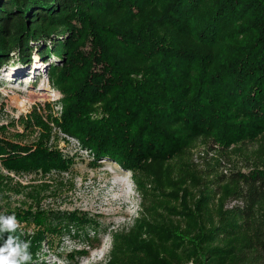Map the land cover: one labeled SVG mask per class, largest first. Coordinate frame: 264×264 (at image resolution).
<instances>
[{"label": "trees", "instance_id": "16d2710c", "mask_svg": "<svg viewBox=\"0 0 264 264\" xmlns=\"http://www.w3.org/2000/svg\"><path fill=\"white\" fill-rule=\"evenodd\" d=\"M114 6L121 23L107 18ZM80 31L95 47L77 60ZM35 49L61 53L49 74L66 93L62 129L132 170L143 194L145 214L116 234L107 264H264V168L223 155L264 132V0H0V67ZM201 137L223 157L202 170L187 158ZM2 154L18 170L73 161L43 142L0 139Z\"/></svg>", "mask_w": 264, "mask_h": 264}, {"label": "rangeland", "instance_id": "374dc122", "mask_svg": "<svg viewBox=\"0 0 264 264\" xmlns=\"http://www.w3.org/2000/svg\"><path fill=\"white\" fill-rule=\"evenodd\" d=\"M114 7L117 12L108 14L106 10L107 18L121 23L123 16L118 13L125 9ZM98 16L92 14V18ZM75 35L74 59L85 57L93 51L94 39L82 31ZM50 44L44 38L36 45L44 50ZM22 54L11 53L0 67V139L23 145L43 142L73 161L63 170H18L3 165L4 154L0 155V215L15 216L17 221L15 232L0 233V245L9 234L28 243V264H107L116 234L130 232L145 214L143 194L132 170L115 160L97 158L92 149L62 129L66 109L60 100L66 93L49 74L52 65L62 64L61 53L51 49L41 56L35 49L31 61ZM220 148L212 138L201 137L189 148L187 158L195 166V160L200 159L197 168L202 170L206 160L213 164L223 158ZM202 154L210 158L202 160ZM223 155L238 170L264 168V132L232 143ZM76 211L86 213L89 223L70 221L69 214ZM38 215L44 218L38 219Z\"/></svg>", "mask_w": 264, "mask_h": 264}, {"label": "clouds", "instance_id": "9594fccd", "mask_svg": "<svg viewBox=\"0 0 264 264\" xmlns=\"http://www.w3.org/2000/svg\"><path fill=\"white\" fill-rule=\"evenodd\" d=\"M17 228L15 216L0 215V233H13ZM29 245L9 234L0 245V264H28L31 259Z\"/></svg>", "mask_w": 264, "mask_h": 264}, {"label": "built area", "instance_id": "2783aa9c", "mask_svg": "<svg viewBox=\"0 0 264 264\" xmlns=\"http://www.w3.org/2000/svg\"><path fill=\"white\" fill-rule=\"evenodd\" d=\"M203 156H205L206 154H202ZM227 172V170H225ZM233 203V202H232Z\"/></svg>", "mask_w": 264, "mask_h": 264}]
</instances>
